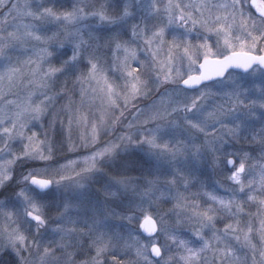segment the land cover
<instances>
[{
    "label": "snow or ice",
    "instance_id": "6c2138e0",
    "mask_svg": "<svg viewBox=\"0 0 264 264\" xmlns=\"http://www.w3.org/2000/svg\"><path fill=\"white\" fill-rule=\"evenodd\" d=\"M0 264H264V0H0Z\"/></svg>",
    "mask_w": 264,
    "mask_h": 264
}]
</instances>
